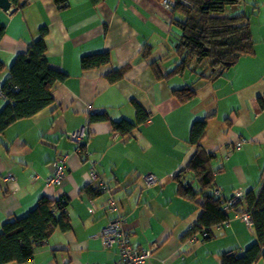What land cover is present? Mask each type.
<instances>
[{
  "label": "crops",
  "instance_id": "0c3cea01",
  "mask_svg": "<svg viewBox=\"0 0 264 264\" xmlns=\"http://www.w3.org/2000/svg\"><path fill=\"white\" fill-rule=\"evenodd\" d=\"M163 3L68 0L58 9L52 0H18L8 11L0 8L5 27L0 85L14 58L27 52L43 27L48 63L66 75L51 89V106L0 135V231L31 211L41 196L67 202L70 229L55 228L27 264H114L119 245L106 249L98 233L118 213L132 245L153 248L146 264H220L222 253L243 252L254 243L252 227L233 211L225 224L213 228L210 240L183 239L200 209L177 195L175 176L195 149L189 143L192 124L206 119L201 146L214 157L212 193L218 190L228 199L235 192H259L264 178V0H247L251 4L244 7L253 55L210 80L189 70L163 78L178 61L173 41L178 29L170 28L171 14ZM143 49L150 50L149 58H142ZM103 51L110 52V65L81 67L82 57ZM126 63L122 79L110 83L108 71ZM184 86H191L194 95L179 103L172 89ZM4 104L0 97V111ZM136 106L146 111L147 121L136 123ZM99 115L106 119L90 121ZM121 120L136 126L128 134L114 131L111 121ZM81 129L85 137L77 144L70 135ZM60 156L66 158L64 180L46 186ZM148 175L160 183L148 186ZM190 184L197 186L194 180ZM112 201L116 211L110 210Z\"/></svg>",
  "mask_w": 264,
  "mask_h": 264
},
{
  "label": "trees",
  "instance_id": "16d2710c",
  "mask_svg": "<svg viewBox=\"0 0 264 264\" xmlns=\"http://www.w3.org/2000/svg\"><path fill=\"white\" fill-rule=\"evenodd\" d=\"M9 1L13 4L18 2ZM52 2L58 9H63L68 0ZM247 4L251 3H247V0H166L163 7L171 14L170 28L173 31L178 29L173 36L178 61L163 78L180 76L189 70L198 79H215L231 69L241 57L253 55L255 42L251 34L250 16L244 9ZM251 6L253 11L258 9L257 2ZM4 32L5 27L0 24V40ZM46 34L47 29L41 28L38 39L25 54L17 55L9 67V76L1 85L5 104L0 111V135L14 122L30 118L51 106V89L66 78L65 73L48 63ZM150 55V50H141L142 58H149ZM110 62L108 51L87 55L80 60L83 69L107 66ZM129 64L111 68L106 74L108 81L115 83L121 80ZM203 64L205 66L202 67ZM3 68L0 61V70ZM157 72L161 76L159 69ZM172 94L179 103H184L193 97L194 92L191 86H184L172 89ZM135 109L136 123L147 121L146 111L139 106ZM95 117L106 119V116L99 115L91 116L90 121ZM111 124L113 130L121 134L130 133L136 126L126 120L111 121ZM205 127L206 119L192 124L189 143L195 149L185 167L175 176L177 195L196 203L200 209L196 223L183 239L189 240L198 235L200 239L208 241L213 238V228L229 220V211L235 214L248 212L254 243L243 252L231 250L222 253L220 264L264 263V178L258 193L248 191L231 205L228 202L235 198L234 194L228 199L214 196V172L211 169L214 157L201 146ZM189 175L191 179H188ZM193 180L197 183L196 188L190 184ZM88 192L90 195L93 193L91 190ZM199 197L200 201L196 202ZM66 207L67 202L63 198L51 200L41 196L25 216L6 222L0 231V264L30 263L35 249L47 241L55 228L68 231L70 223Z\"/></svg>",
  "mask_w": 264,
  "mask_h": 264
},
{
  "label": "built area",
  "instance_id": "2783aa9c",
  "mask_svg": "<svg viewBox=\"0 0 264 264\" xmlns=\"http://www.w3.org/2000/svg\"><path fill=\"white\" fill-rule=\"evenodd\" d=\"M0 97L4 98L2 93V86L0 85ZM85 134L83 130H78L70 135V139L75 142H80L84 138ZM244 140L235 144V149L239 150ZM65 156H61L56 159L53 163V174L46 179V186H60L66 175V162ZM33 179H37L36 175H32ZM145 182L148 186L156 185L160 183V180L152 175L145 176ZM103 187V186H102ZM101 190H103L101 188ZM214 196H219L218 190H214ZM235 198L228 202V205L233 204L238 198L243 195L239 192L234 193ZM110 210L117 209L115 203H110ZM119 216L109 222V224L98 233V238L101 240L103 246L108 249L114 244H118L119 258L114 264H146V261L151 257L153 248L143 249L136 248L130 243L129 233L123 228V219ZM241 218L248 225L251 226V217L248 212L241 214Z\"/></svg>",
  "mask_w": 264,
  "mask_h": 264
},
{
  "label": "water",
  "instance_id": "95a60500",
  "mask_svg": "<svg viewBox=\"0 0 264 264\" xmlns=\"http://www.w3.org/2000/svg\"><path fill=\"white\" fill-rule=\"evenodd\" d=\"M0 8L8 11L11 8V2L9 0H0Z\"/></svg>",
  "mask_w": 264,
  "mask_h": 264
},
{
  "label": "rangeland",
  "instance_id": "374dc122",
  "mask_svg": "<svg viewBox=\"0 0 264 264\" xmlns=\"http://www.w3.org/2000/svg\"><path fill=\"white\" fill-rule=\"evenodd\" d=\"M163 1L165 2L166 0H163ZM203 66H205V64H203L202 67H203ZM202 67H201V68H202ZM84 137H85V136H84ZM82 140H83V139H82ZM82 140H81V141H82ZM81 141H80V142H81Z\"/></svg>",
  "mask_w": 264,
  "mask_h": 264
}]
</instances>
